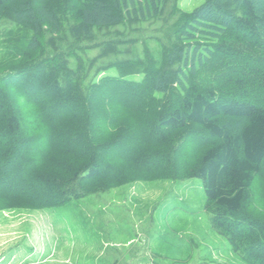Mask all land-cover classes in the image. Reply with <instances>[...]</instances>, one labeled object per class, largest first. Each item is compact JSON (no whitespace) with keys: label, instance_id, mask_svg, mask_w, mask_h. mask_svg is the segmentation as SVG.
Wrapping results in <instances>:
<instances>
[{"label":"trees","instance_id":"trees-1","mask_svg":"<svg viewBox=\"0 0 264 264\" xmlns=\"http://www.w3.org/2000/svg\"><path fill=\"white\" fill-rule=\"evenodd\" d=\"M177 2L0 0V211L197 178L213 231L264 264V0Z\"/></svg>","mask_w":264,"mask_h":264},{"label":"rangeland","instance_id":"rangeland-1","mask_svg":"<svg viewBox=\"0 0 264 264\" xmlns=\"http://www.w3.org/2000/svg\"><path fill=\"white\" fill-rule=\"evenodd\" d=\"M204 1L177 7L191 12ZM148 27L137 44L158 59L164 31ZM191 152L185 144L177 166H189ZM205 204L202 181L189 178L138 181L42 211H0V264H244L213 231Z\"/></svg>","mask_w":264,"mask_h":264}]
</instances>
